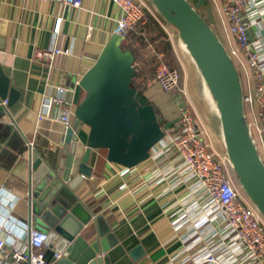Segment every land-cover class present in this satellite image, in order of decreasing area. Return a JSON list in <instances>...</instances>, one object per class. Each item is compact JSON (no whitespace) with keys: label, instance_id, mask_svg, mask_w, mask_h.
<instances>
[{"label":"crops","instance_id":"1","mask_svg":"<svg viewBox=\"0 0 264 264\" xmlns=\"http://www.w3.org/2000/svg\"><path fill=\"white\" fill-rule=\"evenodd\" d=\"M142 1L149 6V0ZM82 3V7L73 8L54 0H0V65L18 92L1 120L11 123L13 130L0 145V225L11 230L14 236L9 240L14 243H24L30 228L45 231L28 217L24 184L12 172L17 156L30 148L56 166L65 149L61 145L63 125L37 119L41 104L57 85H62L64 96L75 109L85 95L81 76L96 61L120 16L119 8L109 0ZM200 7L204 18L224 39L212 0H203ZM150 15L158 30H145L147 19L140 24L138 34L146 43L140 48L142 60H154V53L164 56V46H160L164 42L180 67L191 65L193 58L175 29L156 11ZM58 18L61 22L55 32ZM52 47L65 52L56 55L50 65L45 59H37L38 51ZM150 74L142 94L163 120L176 118L178 105H187L204 132V140L216 152L226 153L219 111L203 79L202 106L184 86L174 92L162 91L153 70ZM87 131L86 125L81 126L79 144L85 143ZM88 165L92 170L89 176L77 173L66 185L78 200L102 215L125 251L138 248L140 256L131 264H214L204 261L211 253L220 264H254L243 244L222 228L217 218H211V213L208 216L204 193L195 190L193 177L175 150H162L158 142L146 160L126 168L107 161L106 151L96 149L91 151ZM206 215L208 220L203 222ZM4 233L0 231V235ZM46 246L45 256L50 258L54 249Z\"/></svg>","mask_w":264,"mask_h":264},{"label":"water","instance_id":"2","mask_svg":"<svg viewBox=\"0 0 264 264\" xmlns=\"http://www.w3.org/2000/svg\"><path fill=\"white\" fill-rule=\"evenodd\" d=\"M171 25L192 56L219 111L226 154L236 183L264 218V164L252 142L240 87L239 73L206 19L189 0H149ZM199 0L196 7H200ZM125 38L113 33L94 64L81 76L84 98L76 105L74 121L65 130L62 157L51 166L30 148L16 158L12 172L25 187L30 220L47 230L46 245L61 253L60 264H131L138 248L125 251L101 214L87 207L66 185L77 173L89 176L92 150L103 149L106 159L126 168L146 160L152 147L178 121H164L153 104L132 85L135 57L122 49ZM18 92L0 65V145L13 125L2 122ZM6 104H2L3 100ZM88 127L79 144L81 126Z\"/></svg>","mask_w":264,"mask_h":264},{"label":"built area","instance_id":"3","mask_svg":"<svg viewBox=\"0 0 264 264\" xmlns=\"http://www.w3.org/2000/svg\"><path fill=\"white\" fill-rule=\"evenodd\" d=\"M69 7H82V0H54ZM120 10L114 32L125 37L138 23L145 21L149 10L142 0H109ZM224 36L222 43L237 73L242 75V104L252 142L264 164V0H212ZM152 13V12H150ZM153 14V13H152ZM57 19L54 31L60 26ZM251 30L253 32H251ZM58 47L40 50L37 59H45L50 65L56 55L64 53ZM157 65L154 79L162 91L169 93L178 88L180 74L168 67L164 56L154 53ZM240 80V79H239ZM62 85L54 93L45 96L37 119L59 122L64 129L74 121V108L65 95ZM3 100L2 104H6ZM178 121L165 133L162 150H175L185 168L191 173L195 190L204 193L206 213L217 218L220 226L241 242L254 264H264V218L255 204L235 182L226 153L212 149L204 140V132L198 127L193 112L185 104L177 107ZM174 127V128H173ZM255 131V137L252 135ZM158 143V142H157ZM156 143V144H157ZM30 147L31 142L27 143ZM155 144V145H156ZM154 145V146H155ZM208 220L207 215L204 220ZM0 264H60L61 253L52 250L47 258L44 249L47 233L30 228L27 240L20 244L9 240L11 230L0 225ZM204 261L220 264L214 253Z\"/></svg>","mask_w":264,"mask_h":264},{"label":"trees","instance_id":"4","mask_svg":"<svg viewBox=\"0 0 264 264\" xmlns=\"http://www.w3.org/2000/svg\"><path fill=\"white\" fill-rule=\"evenodd\" d=\"M190 2V1H189ZM191 3V2H190ZM150 4L152 5V3L150 2ZM192 4V3H191ZM153 6V5H152ZM193 6V5H192ZM154 8V7H153ZM155 10V9H154ZM156 11V10H155ZM197 12L200 14V16L202 18H204V16L202 15V13L200 12L199 9H197ZM158 14V13H157ZM159 15V14H158ZM160 16V15H159ZM145 30H147L149 27H152V29L154 30H158V25L155 19H153V17L146 13L145 14ZM206 19L207 23L210 25L209 20L207 18H204V20ZM141 23H138L132 30H130V32L124 37L125 40L124 42L121 44V48L122 49H129L132 50L133 55L135 57V64H134V71L135 74L132 77V81H131V85L139 92V93H143V89L142 88V82L144 80L147 79L148 73L151 72V70L156 67L157 62L154 58L151 59L149 62L146 61L144 62V60H142L144 57V54L140 51V48H144L146 45V43L144 42V38H142V36L140 34H138V30H140L142 27L140 26ZM143 27V28H144ZM211 27V25H210ZM149 33H146V36H148ZM138 44V45H135ZM139 46V48H138ZM161 48L163 47V55L165 56V63L168 67H173L176 68L178 70V72L180 71L179 69V65L177 64L175 57L171 54L170 50H169V46H167L164 42H161ZM158 48V46H157ZM150 67V69H149ZM180 73V72H179ZM181 76V74H180ZM160 115V114H159ZM172 127V126H171ZM235 179V178H234ZM236 182V181H235ZM242 190V189H241ZM243 192V190H242ZM244 193V192H243Z\"/></svg>","mask_w":264,"mask_h":264},{"label":"rangeland","instance_id":"5","mask_svg":"<svg viewBox=\"0 0 264 264\" xmlns=\"http://www.w3.org/2000/svg\"><path fill=\"white\" fill-rule=\"evenodd\" d=\"M189 1L192 3V5L196 9H199L202 12L201 7H196V4H197L196 0H189ZM148 7H149V10L147 11V13L150 14V12H152L155 14V10H154L153 6L151 4H149ZM211 26H212L213 30H215L213 25H211ZM215 32H216L217 36L219 37V39L224 44V39H222V37L219 36V34L216 30H215ZM149 61L150 60H148V62ZM149 69H150V67H149ZM154 69H155V67L152 70L154 71ZM179 69H180L179 74H181V76H180V82H179L178 88L179 87L183 88V86H184L186 88V90H188L187 92H189L191 95L193 93L194 98L197 101H199L200 105H202V106L205 105V101L203 98V92H202V88H203L202 76H201V74L198 73L199 71H198L194 61L192 60L191 65L185 64L184 66H181V67L179 66ZM150 73H148V75H151ZM238 73H240V72H238ZM148 78H149V76H148ZM239 79H240L242 87H244L243 86V78H242L241 74L239 75ZM145 82H147V79L142 82V85H141L142 88H144ZM177 89L173 90L172 92L176 91ZM252 135L255 137V131H253V130H252ZM41 227L44 228L45 231L47 230L43 225H41Z\"/></svg>","mask_w":264,"mask_h":264}]
</instances>
